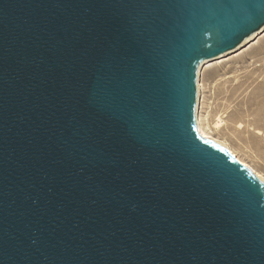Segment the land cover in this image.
Wrapping results in <instances>:
<instances>
[{
	"label": "water",
	"instance_id": "95a60500",
	"mask_svg": "<svg viewBox=\"0 0 264 264\" xmlns=\"http://www.w3.org/2000/svg\"><path fill=\"white\" fill-rule=\"evenodd\" d=\"M264 0H0V264H264V181L198 132L201 65Z\"/></svg>",
	"mask_w": 264,
	"mask_h": 264
},
{
	"label": "rangeland",
	"instance_id": "374dc122",
	"mask_svg": "<svg viewBox=\"0 0 264 264\" xmlns=\"http://www.w3.org/2000/svg\"><path fill=\"white\" fill-rule=\"evenodd\" d=\"M243 44L199 69L197 125L264 181V33Z\"/></svg>",
	"mask_w": 264,
	"mask_h": 264
},
{
	"label": "bare ground",
	"instance_id": "6f19581e",
	"mask_svg": "<svg viewBox=\"0 0 264 264\" xmlns=\"http://www.w3.org/2000/svg\"><path fill=\"white\" fill-rule=\"evenodd\" d=\"M264 33V28L260 31V32H258V33H256V34H254L253 36H251L250 38H248L245 42H244V44H243V46L244 45H247L248 43H250L251 41H253L254 39H256L259 35H261V34H263ZM242 46V47H243ZM241 48V47H240ZM240 48H238V49H240ZM238 49L236 50V51H238ZM235 50H234V52H236ZM233 51H232V53H234ZM229 54H231V52H229ZM229 54H223V55H221V56H219V57H217V58H215V59H217V60H220V59H223V58H225L227 55H229ZM212 60H214V59H212ZM208 61H211V60H208ZM208 61H206V62H204L202 65H201V68H200V73H201V71H202V69L204 68V66L207 64V63H209ZM199 92H200V90H199ZM220 121L217 123V125H216V128L218 129L219 127H220ZM198 132L200 133V135L202 136V137H204V138H206V139H210V140H212V141H214V142H216V143H218L219 145H221V146H223V147H225V148H228L227 146H226V144H223L222 142H220V141H218V140H216L215 138H213L212 136H209V135H207V134H205L203 131H202V129H201V127H200V125H199V130H198ZM229 149V148H228ZM233 155V154H232ZM253 172V171H252ZM257 174V173H256ZM261 179H262V177L259 175V174H257ZM263 180V179H262Z\"/></svg>",
	"mask_w": 264,
	"mask_h": 264
}]
</instances>
